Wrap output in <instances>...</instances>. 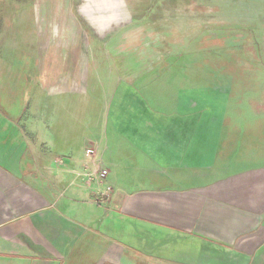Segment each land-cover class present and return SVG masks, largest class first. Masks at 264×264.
I'll return each instance as SVG.
<instances>
[{
	"label": "crops",
	"instance_id": "0c3cea01",
	"mask_svg": "<svg viewBox=\"0 0 264 264\" xmlns=\"http://www.w3.org/2000/svg\"><path fill=\"white\" fill-rule=\"evenodd\" d=\"M36 1L30 52L0 50V264H264V165H230L264 161V142L225 138L197 97L158 114L147 92L172 66L127 61L174 59L136 47L157 0H122L102 33L85 0ZM87 148L108 171L104 202Z\"/></svg>",
	"mask_w": 264,
	"mask_h": 264
},
{
	"label": "rangeland",
	"instance_id": "374dc122",
	"mask_svg": "<svg viewBox=\"0 0 264 264\" xmlns=\"http://www.w3.org/2000/svg\"><path fill=\"white\" fill-rule=\"evenodd\" d=\"M36 2L0 0V50L5 54L12 47L11 41L17 51L30 52V40L37 38L38 31L30 4ZM146 2L149 6L151 0ZM156 4L161 11L154 12L160 19L142 29L143 40L136 47L160 56L174 55V59L166 60V64L163 58L127 59L130 65L163 66L162 73L172 66L170 75L159 77L161 80L149 88L148 105L158 114L169 115L174 103L177 106L188 96L197 97L200 104H205L198 111L208 114L217 109L223 116L221 130L225 138L231 134L237 139L257 138L264 142V0H157ZM123 11L122 0H85L80 8L99 33L110 22L124 18ZM152 14L146 11L144 17ZM108 69L118 71L114 65ZM56 78L48 71L39 76L47 82ZM262 148L254 152L264 153ZM230 165L240 172L259 168L264 161L234 158Z\"/></svg>",
	"mask_w": 264,
	"mask_h": 264
},
{
	"label": "built area",
	"instance_id": "2783aa9c",
	"mask_svg": "<svg viewBox=\"0 0 264 264\" xmlns=\"http://www.w3.org/2000/svg\"><path fill=\"white\" fill-rule=\"evenodd\" d=\"M85 156L88 159V162L91 164L92 169L85 174L87 180L91 183H94L96 186L104 187V191L99 193L97 196V202H104L108 199L112 189L110 186L104 185L105 180L108 176V171L105 169L100 162L95 158L94 148H87L85 150Z\"/></svg>",
	"mask_w": 264,
	"mask_h": 264
}]
</instances>
